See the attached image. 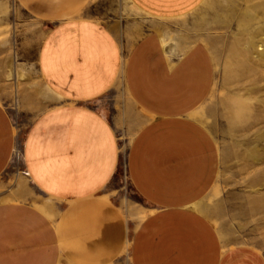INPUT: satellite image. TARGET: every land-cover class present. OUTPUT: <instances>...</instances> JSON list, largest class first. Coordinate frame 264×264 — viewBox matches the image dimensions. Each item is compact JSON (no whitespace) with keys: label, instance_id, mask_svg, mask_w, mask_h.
<instances>
[{"label":"crops","instance_id":"crops-1","mask_svg":"<svg viewBox=\"0 0 264 264\" xmlns=\"http://www.w3.org/2000/svg\"><path fill=\"white\" fill-rule=\"evenodd\" d=\"M88 2L28 0V5L38 15L69 18ZM71 63L79 61L66 58L63 65ZM93 69L73 67L68 76L53 77L76 101L38 116L21 155L31 182L58 213L51 217L28 200L0 203V264H112L126 250L131 224L110 197L120 143L113 122L88 104L107 90L111 73ZM119 77L146 116L126 158L131 185L150 211L130 235L131 264H264L258 248L227 245L202 210L221 166L218 144L197 117L215 78L209 49L199 42L170 48L149 32L134 44ZM18 151L13 120L0 103V176Z\"/></svg>","mask_w":264,"mask_h":264},{"label":"rangeland","instance_id":"rangeland-1","mask_svg":"<svg viewBox=\"0 0 264 264\" xmlns=\"http://www.w3.org/2000/svg\"><path fill=\"white\" fill-rule=\"evenodd\" d=\"M35 11L28 0H0V103L13 120L19 149L0 176V203L28 200L57 216L55 202L27 174L21 155L26 134L45 111L76 101L68 89H58L54 75L85 66L94 74L111 73L107 90L88 104L113 122L120 143L110 197L131 228L124 254L112 264H131L130 235L150 211L131 185L126 158L146 116L119 76L134 44L157 32L170 48L199 42L211 53L214 83L197 117L218 144L221 166L202 210L227 245H250L264 254V0H89L69 18ZM66 23L73 30H65ZM66 58L79 63L63 65Z\"/></svg>","mask_w":264,"mask_h":264},{"label":"bare ground","instance_id":"bare-ground-1","mask_svg":"<svg viewBox=\"0 0 264 264\" xmlns=\"http://www.w3.org/2000/svg\"><path fill=\"white\" fill-rule=\"evenodd\" d=\"M18 154H19V151H18Z\"/></svg>","mask_w":264,"mask_h":264}]
</instances>
